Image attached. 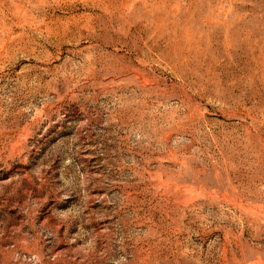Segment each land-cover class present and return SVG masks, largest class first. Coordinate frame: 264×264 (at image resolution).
Wrapping results in <instances>:
<instances>
[{"label": "rangeland", "instance_id": "374dc122", "mask_svg": "<svg viewBox=\"0 0 264 264\" xmlns=\"http://www.w3.org/2000/svg\"><path fill=\"white\" fill-rule=\"evenodd\" d=\"M0 264H264V0H0Z\"/></svg>", "mask_w": 264, "mask_h": 264}]
</instances>
